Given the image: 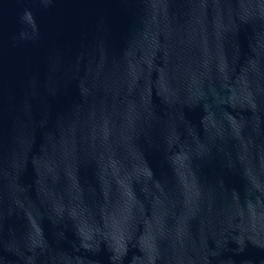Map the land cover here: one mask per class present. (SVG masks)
I'll return each instance as SVG.
<instances>
[{
    "label": "water",
    "instance_id": "95a60500",
    "mask_svg": "<svg viewBox=\"0 0 264 264\" xmlns=\"http://www.w3.org/2000/svg\"><path fill=\"white\" fill-rule=\"evenodd\" d=\"M0 264H264V0H0Z\"/></svg>",
    "mask_w": 264,
    "mask_h": 264
}]
</instances>
